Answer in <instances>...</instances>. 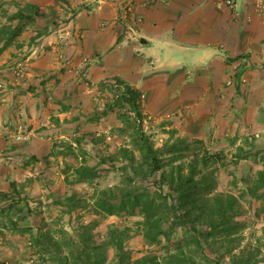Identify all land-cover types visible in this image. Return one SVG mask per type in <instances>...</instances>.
<instances>
[{"label": "crops", "instance_id": "crops-1", "mask_svg": "<svg viewBox=\"0 0 264 264\" xmlns=\"http://www.w3.org/2000/svg\"><path fill=\"white\" fill-rule=\"evenodd\" d=\"M131 3L142 22L129 44L122 8ZM255 3L0 0V27L2 11L33 13V23L0 53V125L28 123L39 133L61 132L67 142L69 118L82 115L76 110L84 105L86 85L114 79L144 92L150 111L191 107L200 117L243 116L246 123L253 117L258 125L264 115V12ZM24 43L40 53L32 72L19 79L7 58Z\"/></svg>", "mask_w": 264, "mask_h": 264}, {"label": "rangeland", "instance_id": "rangeland-1", "mask_svg": "<svg viewBox=\"0 0 264 264\" xmlns=\"http://www.w3.org/2000/svg\"><path fill=\"white\" fill-rule=\"evenodd\" d=\"M129 6L130 9L126 10L125 7ZM69 8L68 5V10ZM135 8L133 3L131 5L126 4L122 8V16L125 20V36L129 44L136 39L138 25L142 22H137L135 24L136 31L130 33L131 30L128 29L127 25H133L134 19L132 18L135 16ZM18 11H2V18L5 21L3 25L12 27L13 24L17 23L16 17L14 19L11 17ZM135 18L141 17L135 16ZM32 23L28 21L19 36ZM28 43L21 46L24 50L14 51L11 57L7 58V63H11L12 71L15 77L19 79L25 78L28 73L32 72V60L39 57L40 52L36 50L37 47L33 48V45L28 47L26 45ZM14 47L15 45H13ZM47 47L49 46L43 45L41 50ZM7 48L8 46L4 50ZM125 66L130 69L133 68L131 65L125 64ZM119 84L120 82L114 79L94 86L86 85L87 96L90 94L92 96L89 100L86 96V99L80 101L79 104L84 105L79 106L80 109L76 110V113L80 111L82 115L73 114L70 116L67 142L61 136V132L56 134L39 133L28 123L14 124L12 121L16 120H11L13 126H9L8 129L3 124L0 125V137L7 141L5 145L0 144V210L8 209L18 198L19 202L17 203L21 209L25 211L27 208L30 209L29 214L21 221V224L33 228L34 231L41 228L44 222L51 221L54 216H61V223L68 232L76 234L80 221L87 223L95 219L98 221V225L94 229V234L98 240L106 236L110 226L127 227L132 237L126 241V250L133 258H137L149 251L161 253L163 249L162 244L149 245L146 243L141 233L145 220L143 215L136 213L134 215L106 216L90 211V204L92 203L90 197L95 188L120 183L122 178L121 171L118 170L120 162H117L118 166L115 165L114 167L111 166V162L100 165L92 178L84 180L78 179L73 171L74 167L79 166L85 160H87L85 162L87 165L95 166L100 159L115 151L123 140L128 139L126 135L121 136L116 130L117 127L123 125L118 114L120 107L115 106L107 113L104 112L107 103L112 102L116 97L120 88ZM148 102L146 94L141 93L140 108L143 113L141 126L151 137L155 147L164 148L165 145L176 141L178 138H184L202 140L203 149L209 154L215 151L223 152L224 165H218L216 171L219 190L238 193L246 187L247 182H244L243 178H248L257 169L264 168L262 164L264 115L258 117L256 120L258 125H256L253 117L248 123L243 116L200 117L198 114H194L191 107L172 109L168 106L160 109L158 106L157 109L150 111L147 108ZM87 107L92 108L91 111H88L90 108ZM82 109L88 113L82 112ZM132 115L134 114L132 113ZM29 117L30 115L28 116L26 113L25 120L29 121ZM78 138H82L80 145L85 150L78 146ZM96 138L98 140L95 142ZM68 144L72 145V151L68 150L70 149ZM239 148H243V150ZM164 157L168 158L167 155ZM189 158H186L185 161L187 162ZM160 173L161 171L155 176L159 177ZM68 175L70 180H68ZM235 178L237 184H233ZM138 183L142 184L141 182ZM168 189L165 186L166 192ZM72 193L78 195L85 209L79 208L73 212L63 213L66 209L64 202ZM87 204L89 206H86ZM243 204L244 212L238 217L243 224V228L240 230V240L230 243V237L223 238L224 235H220L222 240L217 238L219 241L212 242L214 238H210L208 240L209 245L205 241L203 242V244H207L208 252L213 251V253H209V257L217 260L219 264H231L230 255L220 257L216 253L218 251L223 252V247H229L232 244L239 251H249L259 247L260 251L255 257L259 261L256 264H264V219L261 215L256 214L259 202L247 197L243 199ZM42 218H45V221ZM4 232L5 234L0 236V264H60V261H53L50 258L44 259L36 254L34 246L28 243V234L15 233L9 230H4ZM182 234L183 229L176 228L172 241L181 238ZM27 246L29 247L28 250H26ZM108 262V264L118 262V253L115 248L108 250Z\"/></svg>", "mask_w": 264, "mask_h": 264}, {"label": "trees", "instance_id": "trees-1", "mask_svg": "<svg viewBox=\"0 0 264 264\" xmlns=\"http://www.w3.org/2000/svg\"><path fill=\"white\" fill-rule=\"evenodd\" d=\"M24 9L30 15L19 10L11 17L18 18L15 27H0V41L6 39L0 52L19 36L28 21L33 22V13L29 8ZM119 86L116 97L107 103L104 112L107 113L115 106L120 107L118 114L123 125L116 130L128 139L123 140L115 151L108 153L95 166L87 165V160L84 159L73 171L78 179L84 180L92 178L100 165L111 162L114 167L120 162V183L95 188L90 197V211L106 216L141 213L145 218L142 236L149 245L162 244V252L149 251L133 258L125 245L132 237L130 230L113 225L108 227L106 236L98 240L94 234L98 225L95 219L87 223L80 221L76 234L68 232L61 223V216H54L51 221L42 224L43 229L41 227L34 231L21 224L30 209H21L17 203L18 198L8 209L0 210V236L5 234L4 230L26 233L29 235L28 243L34 246L36 254L44 259L60 261V264H108L110 248L117 250L116 264H219L209 257V253L213 251L208 252V240H222L220 235H224L223 238L230 237V243L240 240L243 224L238 217L244 212L243 199L250 197L258 201L256 214L264 219V168L243 178L247 182L246 187L238 193L219 190L216 171L218 165H224L223 152L209 154L203 149L202 140L184 138H178L164 148L155 147L151 137L141 126V92L123 82ZM97 140L96 138L95 142ZM81 141L82 138H78L77 144L84 149L80 145ZM68 148L72 151L73 147L68 144ZM186 158H189L187 162ZM262 164L264 166V155ZM159 171V177L155 176ZM233 182L237 184V179ZM165 186L169 188L167 192ZM152 187L154 188L151 189ZM24 201L26 202L25 199ZM64 204L66 209L63 213L85 209L76 193L68 195ZM42 220L45 221V218ZM179 227L183 229V234L181 238L172 241L173 234ZM204 241L206 245L203 244ZM28 248L27 246L26 250ZM259 251V247L239 251L232 244L223 247V252L218 251L216 254L220 257L230 255L231 264H256L259 260L255 257Z\"/></svg>", "mask_w": 264, "mask_h": 264}, {"label": "built area", "instance_id": "built-area-1", "mask_svg": "<svg viewBox=\"0 0 264 264\" xmlns=\"http://www.w3.org/2000/svg\"><path fill=\"white\" fill-rule=\"evenodd\" d=\"M255 2H256L255 4H256V8H257L258 12L263 13L264 12V0H255ZM227 3L229 5H233L234 4V0H227ZM125 9L129 10L130 6L129 7H125ZM132 19H134L133 22H132L133 25L132 24L127 25L128 29L131 30L130 33L136 31L135 24H137V22H139V21H142L141 18H135V16Z\"/></svg>", "mask_w": 264, "mask_h": 264}]
</instances>
